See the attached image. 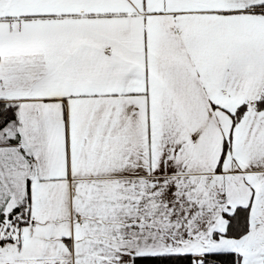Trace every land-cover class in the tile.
Wrapping results in <instances>:
<instances>
[{
	"label": "snow or ice",
	"instance_id": "1",
	"mask_svg": "<svg viewBox=\"0 0 264 264\" xmlns=\"http://www.w3.org/2000/svg\"><path fill=\"white\" fill-rule=\"evenodd\" d=\"M0 264H264V0H0Z\"/></svg>",
	"mask_w": 264,
	"mask_h": 264
}]
</instances>
